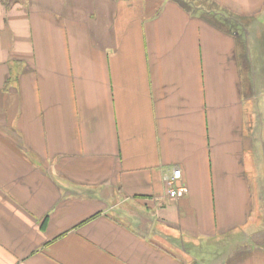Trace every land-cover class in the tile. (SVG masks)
<instances>
[{
  "label": "crops",
  "instance_id": "crops-1",
  "mask_svg": "<svg viewBox=\"0 0 264 264\" xmlns=\"http://www.w3.org/2000/svg\"><path fill=\"white\" fill-rule=\"evenodd\" d=\"M260 205L264 0H0V264H264Z\"/></svg>",
  "mask_w": 264,
  "mask_h": 264
},
{
  "label": "rangeland",
  "instance_id": "rangeland-1",
  "mask_svg": "<svg viewBox=\"0 0 264 264\" xmlns=\"http://www.w3.org/2000/svg\"><path fill=\"white\" fill-rule=\"evenodd\" d=\"M223 18H228L225 17L224 15H222ZM232 18V17H231ZM220 19V18H218ZM252 18H245L243 23V30L245 33L248 34V36L250 37V35L252 33H254L253 31V25L252 22L254 21L251 20ZM228 20H230L228 18ZM233 24L235 23V20L231 19L230 22H233ZM220 22L223 24H228V23H224L221 19ZM231 24V23H229ZM254 35V34H253ZM259 35H256L255 33V37H259ZM263 111V110H262ZM261 116H259L260 118ZM260 216H264V205H260ZM232 241L226 240V241H222L220 243H211V244H207V245H201L192 248V250H189V255L188 258L189 259H193L194 261H196L195 263L193 262V264H225V258L228 256V252H229V248L231 246ZM192 251V252H190ZM198 259H195V258Z\"/></svg>",
  "mask_w": 264,
  "mask_h": 264
},
{
  "label": "built area",
  "instance_id": "built-area-1",
  "mask_svg": "<svg viewBox=\"0 0 264 264\" xmlns=\"http://www.w3.org/2000/svg\"><path fill=\"white\" fill-rule=\"evenodd\" d=\"M166 192L157 196L160 204L165 202H173L183 198L188 193L187 185L182 181V171L180 168L174 167L170 173L165 177Z\"/></svg>",
  "mask_w": 264,
  "mask_h": 264
},
{
  "label": "trees",
  "instance_id": "trees-1",
  "mask_svg": "<svg viewBox=\"0 0 264 264\" xmlns=\"http://www.w3.org/2000/svg\"><path fill=\"white\" fill-rule=\"evenodd\" d=\"M224 23H231L232 24V28L234 27V25H233V23H234V21L233 22H230V20H228V19H225V18H220Z\"/></svg>",
  "mask_w": 264,
  "mask_h": 264
}]
</instances>
